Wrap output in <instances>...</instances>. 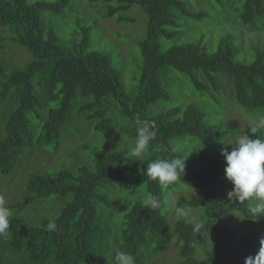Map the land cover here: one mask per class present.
Masks as SVG:
<instances>
[{
	"label": "trees",
	"instance_id": "16d2710c",
	"mask_svg": "<svg viewBox=\"0 0 264 264\" xmlns=\"http://www.w3.org/2000/svg\"><path fill=\"white\" fill-rule=\"evenodd\" d=\"M188 1L105 0L106 17L132 4H139L147 13L146 37L140 44L141 71L134 92L129 93L108 54L89 47L90 25L84 23L75 29L77 46L62 45L44 12L60 14L68 0H0V26H7L11 34L8 38L24 46L31 56L23 67L9 70L0 61V102L7 98L10 107L7 119L1 122L0 173H10L27 147L53 144L57 149L67 129L82 136L77 126H69L73 116L87 126L82 132L86 137L71 144L75 146L74 155L84 152L83 162L52 172H30L24 199L6 204L12 215L7 233L0 234L2 264H117V249L131 253L136 264H148L172 239L167 221L171 204L165 209L167 195L185 185L198 188L200 193L179 195L171 210L180 264H244L245 257L258 252L260 237L241 230L235 218L264 231V216L256 218L250 213L255 200L240 202L228 197L226 161L221 152L212 149L233 132V125L219 128L194 102L159 112L151 108L170 99L164 81L175 70L215 102L223 79L231 84L234 103L264 113V41L250 43L246 49L229 31L212 51L204 34L162 49L161 37L173 39L181 33L182 16L208 18L206 11L189 9ZM216 2L224 6L226 15L235 13L246 25L254 28L264 23V0H234L227 7L222 0ZM117 19L130 17L119 14ZM3 39L0 37V50L4 48ZM142 122L152 126L156 137L140 157L130 150L104 152L98 145L90 146V133H105L108 140L117 143L120 137L136 139ZM254 138L264 140V128H259ZM128 144L133 148L134 143ZM201 146L204 151H200ZM157 158L184 159L182 177L165 186L147 176L144 170ZM131 178L136 186L145 183L148 198L134 202L120 217L118 208L115 218L110 189L124 188V179ZM136 186L128 192L133 193ZM50 197L53 200L49 206L58 205L57 212L37 223L26 218L27 210L37 211L36 202L43 203ZM152 197L159 201L155 209L147 207ZM197 207H201L204 224L199 232L193 230L192 219L178 218V209ZM223 207L229 208L232 216L222 215L219 210ZM53 220L56 230L49 231L47 225ZM209 239H213L210 246L206 244ZM197 250L203 251V258L198 257Z\"/></svg>",
	"mask_w": 264,
	"mask_h": 264
},
{
	"label": "rangeland",
	"instance_id": "374dc122",
	"mask_svg": "<svg viewBox=\"0 0 264 264\" xmlns=\"http://www.w3.org/2000/svg\"><path fill=\"white\" fill-rule=\"evenodd\" d=\"M190 1H188L189 9L195 12L206 11L208 13L205 17L208 18L190 19L182 16L179 20V30L181 33L173 39L161 37L159 40L162 49H166L174 43L196 40L204 34L205 39L209 41L208 50L212 51L215 49L219 38L229 31L237 35V39L240 40V43L246 49L250 43H262L264 41V23L261 25L258 24V27L254 26V28L250 25H246L239 20L237 14L228 13L226 15L223 12L225 10L224 6L216 2V0ZM222 1L225 7L234 2V0ZM110 3L115 4L113 1ZM107 5L108 3L105 2V0H68V4L62 13H44L45 15L48 14V21L56 28L60 35L61 43L66 48L77 46V40H79V37L76 40L75 35V29H77V27L84 23L90 25L91 37L89 47L91 49L104 51L108 54L113 67L119 73L122 86L129 93H133L142 66L140 44L146 37L147 13L139 4H132L131 7L125 11L106 17L104 14ZM119 14L124 17H130V20L123 19L119 21L117 19ZM9 35L11 34L7 26H0V37L4 38V48L0 50V61H3L6 70L23 67L31 57L29 51L24 46L9 39ZM184 77L185 75L182 73L176 72L175 70L170 71L169 74L166 75V80L164 81V85L170 91V99L161 100L151 108L154 112H159L172 105H185L194 102L202 106L206 112L207 120L216 124L219 128L226 129L233 125V132L229 133L226 139H224V142L215 144L212 148L213 150L220 152L222 147H227L231 150L233 145L224 143L235 142L242 133H246L250 127L254 126L255 122L264 118L263 112L260 113L258 110L248 111L234 103L232 100L233 90L231 84L229 86L225 80H220L222 88L216 92V98L218 99L217 103L210 97L207 98L205 94L197 91L194 85L188 83V80ZM9 110V102L6 98L4 101L0 102V130L2 129V124L7 119ZM80 119L81 118L73 116L69 122V126L73 128L77 126L79 129L78 132L81 133L82 136H78V134L73 131L69 133L66 128L67 130H65L59 138L57 149H54L53 144H49L42 148L37 146L34 148L27 147L19 154L18 159H16V165L10 173H0V195L5 198L6 204H12L24 199L27 194L26 183L30 177V172H52L59 168L73 167L74 164L84 161L82 158L84 152H80L79 156L74 155L73 150L75 146L71 145L73 142H77L79 139L81 140L86 137L85 133L82 132L87 129V126L83 124ZM1 133L2 132H0V135ZM88 141L90 146L98 145L104 152L114 148H120L126 151L130 150L131 152L132 145L129 147L128 142L130 141L132 144H135V139L128 137H120V142L118 143L112 142V140L107 139L105 133L99 132L94 134L90 133ZM200 151H204L202 146ZM122 186L124 188L114 186L110 189L111 193L109 192L110 200L112 203H115V205H112L115 218L119 214L117 210H121L119 214L120 217V215L130 208L134 202L143 201L148 198V195L145 194L144 182H140L136 186L133 178L124 179ZM135 186L136 189H134L135 191H133V193L128 192ZM232 187L233 185L229 182L227 186L228 192L232 190ZM199 193L200 190L198 188L186 187L185 185L180 186V188H177L167 195L168 204L165 209L168 210L171 204L167 221L172 239L164 250L160 253H156L148 260V264H180L178 248L175 243V235L172 233L174 217L172 216L171 210L173 206H175V201L179 195L191 197L197 196ZM117 199L119 200L118 202ZM52 200L53 199L50 197V199H47L43 203L42 201L40 203L36 202L37 205L34 209H37V211L31 209L27 210L29 216H26V218L37 223L42 217L57 212L59 209L58 205L54 206V203H52L54 207L52 208L49 206ZM182 210L184 213V215H181L182 217L188 219L195 217L200 221L203 219L200 215L201 207L185 208ZM229 210V208L223 207L219 211H221L222 215L232 216ZM103 212H106L105 208ZM34 215L36 217H33ZM235 219L240 225L241 230L254 232L259 237L264 236V231L258 226H254L240 218ZM212 240L209 239L206 244L208 246L212 245ZM197 254L198 257L203 258V251L197 250ZM0 264H2V262H0Z\"/></svg>",
	"mask_w": 264,
	"mask_h": 264
},
{
	"label": "clouds",
	"instance_id": "9594fccd",
	"mask_svg": "<svg viewBox=\"0 0 264 264\" xmlns=\"http://www.w3.org/2000/svg\"><path fill=\"white\" fill-rule=\"evenodd\" d=\"M262 127H264V118L255 122L254 126L248 129V133H242L235 142L224 143L233 145L231 150L227 147H222L220 150L226 161L225 177L233 185L232 190L227 193L228 197L240 202L255 200V203L250 205L249 211L256 218L264 216V140L254 138V134ZM155 137L156 132L152 130V126L148 122H142L137 128L135 144L131 149L132 155L142 156ZM184 170V159L157 158L148 163L144 173L167 186L182 177ZM147 207L155 209L159 207V201L152 197L147 201ZM11 215L5 198L0 195V234L7 233ZM181 215H184L183 210L178 209V218ZM191 223L196 232L204 228L203 222L195 217L192 218ZM47 230H56L54 220L49 222ZM259 243L258 252L254 256L245 257L244 264H264V236L260 237ZM115 260L117 264H136L131 253L119 249L115 251Z\"/></svg>",
	"mask_w": 264,
	"mask_h": 264
}]
</instances>
